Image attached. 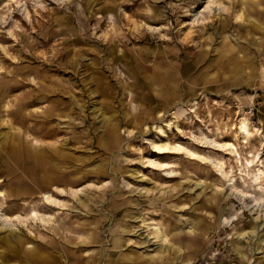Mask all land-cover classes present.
I'll use <instances>...</instances> for the list:
<instances>
[{"label":"rangeland","instance_id":"rangeland-1","mask_svg":"<svg viewBox=\"0 0 264 264\" xmlns=\"http://www.w3.org/2000/svg\"><path fill=\"white\" fill-rule=\"evenodd\" d=\"M218 1L189 25L203 0H0V211L46 217L13 221L18 242L0 230V264H154L155 227L177 264H249L235 246L255 241L238 235L252 215L221 196L231 181L259 195L255 173L264 187V0ZM55 147L49 184L35 157Z\"/></svg>","mask_w":264,"mask_h":264},{"label":"bare ground","instance_id":"bare-ground-1","mask_svg":"<svg viewBox=\"0 0 264 264\" xmlns=\"http://www.w3.org/2000/svg\"><path fill=\"white\" fill-rule=\"evenodd\" d=\"M203 3H204V5H203L202 9L200 11H196V12L193 13V16H192L193 18L190 19V21L188 23L189 25H190V23L193 24L195 22H204L205 17H204L203 14L205 13V11L206 12L207 11H209V12H212V11H214V12L215 11L222 12V11L225 10V6L218 0H203ZM25 12H26L27 18H29L28 10H26ZM261 72H262V77L264 79V66L261 69ZM237 128L239 129V132L242 134V135H240L241 136L240 138H242V140L245 141V139H244V138H246L245 135L248 134L247 121L244 120V119L241 120L240 124H239V126ZM160 131L164 134V131L162 129H160ZM129 132L131 133V131H129ZM46 135L50 136V134L48 132H46ZM204 137H205V139L207 138V136H204ZM207 140H206V143H209V144H211L213 146H221V147L225 146V147H231V148L235 149V146L233 145V143H230L229 141H222V143H219V141H216L214 139L211 140V139L208 138ZM34 143L35 144H39V141L36 139L34 141ZM150 144L154 148V151L157 152L158 154H162V153H166V152L177 153V151H178L177 149H171V151H169L170 148L165 146L163 143H158L156 140H151ZM58 149H59L58 147L50 149L51 151L47 150V149H44V152L42 153V156H39V157L36 156L35 157L37 160L39 159V162H40V165H39V173H40V175L39 176L41 178L45 179L47 181V183H49V184H53L52 181L54 179V177L52 176V173H48L49 172V168H51V172H52V169H55V168L58 169L59 168L58 165L61 162V160L58 157H57L58 161L57 162L54 161L56 158L53 157V156H55L54 153L55 154L56 153L59 154ZM48 151H50V152H48ZM191 154L194 155V152H192ZM52 158H54V160ZM208 159L211 161V163L214 166H217V164H218L217 160L218 161L220 160V159L215 160V159H211V158H208ZM145 161L147 163V165H146L147 167L150 166V167L158 168V169L159 168L161 169L162 167H164V169L168 168L167 169V174L172 175L174 173V170L169 168L171 166H170V164L168 162H160V161H158V160H156L154 158H151V157H146ZM219 168L221 170V175L223 177H226L227 174H226V172H224L222 170V165L219 166ZM252 181L254 182V185H252V186L253 187L256 186V188H254V191H256V190L259 191L260 192L259 195H256V194H253L251 192H248L244 188H241V187H238L237 185H235L234 181H231L228 184V186L226 187V190H225V193H224L225 196L224 195L221 196L223 199H228V197L230 195L235 196L240 201H242L244 206L248 209V211L252 215L253 223H252L251 228L238 231V235H239V237L240 236L241 237L242 236H247V235L251 236V238H255V241L252 243V245L248 246V248H245L244 249L245 252H243L242 254L239 252L240 249L242 248V244H237L235 246V252H236L235 254H237V255L239 254L238 255L239 258L240 257L244 258L248 254V258L247 259L249 260V264H250V260L251 259H253V261L255 260L256 251L258 249L259 250L260 249L263 250V247L262 246L260 247V244L258 243V238L263 235L262 231L264 230V187H262L260 182H259L260 180H259L258 174H256V173L254 174ZM243 182L245 184L243 186H247L248 187V184L245 182V180H243ZM69 190L71 191V194L73 196H77L81 192V189H77L75 187H69ZM145 191H148V189H145ZM61 192H64V189L62 187L57 186V185L54 184L53 185V190L51 191V193L56 195V194H60ZM52 194H50V195L49 194H44L43 195L44 205L47 202L48 203L50 202V204H53V205H55L57 203L56 197H53ZM1 195L4 196V194L1 193V191H0V196ZM45 206L48 209L50 208V206H48L47 204ZM51 217L52 216L48 215V217H47L48 221H50L52 219ZM45 218L46 217H44L42 214H39L33 208L25 216H22V215H20L18 213H15L13 215H8L7 213H5V212H3L1 210L0 211V230L5 233L4 234L5 238L10 236L12 239H15L18 242L19 241V235H18L19 233L18 232H14L11 229L12 225H13V221H16L20 225H23L24 223L26 224L28 221H32V220H39V221L44 222ZM135 219L136 218H134L133 220H135ZM187 228H188V232L189 233H191V232L194 233L196 230L200 229V226H198L196 224V221L190 219V221L188 222ZM150 234H151V237H150ZM23 238H25V237H23ZM146 238H148V240L147 239L145 240L146 242H149L150 238H152L153 241L156 242V244L158 245V247L162 251L159 254L157 252V254H158L157 257L158 258H157L156 262H154V264H177L176 263L177 256H178V258H182V260H184L185 255L183 253L182 254L179 253V255H178V254H176L177 252H175V254H176L175 256L174 255L172 256L170 253H168V247H167L168 236H167V233H166L165 229L162 230L159 227H155V231L152 232V233H147L146 234ZM25 240H26V238H25ZM235 241H236V239H235ZM150 244L154 245V242L150 241ZM156 244H155V246H157ZM31 248H32V245H31ZM179 249H178V251H179ZM31 253H28V254H31ZM165 253H166V255H165ZM42 254L44 256H42V258H40V260H39L40 263L39 264H56V261H54V259L49 256V255H51V253H44L43 252ZM32 259L34 260L36 258H32ZM188 259H190V258H188ZM261 263H262L261 261L255 262V264H261ZM150 264H153V262L150 263ZM225 264H227V263L225 262Z\"/></svg>","mask_w":264,"mask_h":264}]
</instances>
